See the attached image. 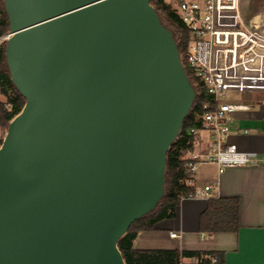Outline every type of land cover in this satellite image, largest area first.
I'll return each instance as SVG.
<instances>
[{"label":"water","instance_id":"water-1","mask_svg":"<svg viewBox=\"0 0 264 264\" xmlns=\"http://www.w3.org/2000/svg\"><path fill=\"white\" fill-rule=\"evenodd\" d=\"M152 0H3L24 97L0 146V264H126L196 89Z\"/></svg>","mask_w":264,"mask_h":264},{"label":"built area","instance_id":"built-area-1","mask_svg":"<svg viewBox=\"0 0 264 264\" xmlns=\"http://www.w3.org/2000/svg\"><path fill=\"white\" fill-rule=\"evenodd\" d=\"M168 2L173 3L177 15L189 32L184 59L195 79L193 86L200 88L207 97L203 104L201 128L190 130L196 134V140L201 137L210 142L206 149H199L195 148V140L193 149L187 154L185 183L193 186V175L199 165H214L218 172L222 173L228 167L260 162L258 152L243 150L233 140L237 115L251 111L252 104L246 101H231L228 94L233 90L240 91L243 83L246 88L249 86V82L244 80V75L252 79L250 83L257 78L254 73L258 65L253 67L252 63L259 59L261 65L264 62V21L244 12L242 0ZM9 36V32L0 34V45L6 43ZM260 73L258 72V75ZM0 104L3 109L13 111V105L5 98ZM6 131L7 127L1 123L0 118V146ZM239 132L247 134L249 130L244 128ZM218 195L219 183L214 181L202 189H195L190 196L210 199L219 197ZM170 235L175 237L177 234L171 232ZM189 260L196 261L195 258ZM211 261L215 263L216 259Z\"/></svg>","mask_w":264,"mask_h":264},{"label":"crops","instance_id":"crops-1","mask_svg":"<svg viewBox=\"0 0 264 264\" xmlns=\"http://www.w3.org/2000/svg\"><path fill=\"white\" fill-rule=\"evenodd\" d=\"M260 60L252 63L253 67L258 65L255 76L258 72H263L264 76V62L261 65ZM262 102H249L252 104V110L239 113L233 129V140L243 150L258 152L260 162L228 167L222 173H219L214 165L202 164L197 167L193 175L194 189H202L218 181L219 197L239 198V230L201 232L199 218L207 206L208 199L188 196L182 198L174 219L160 220L153 230L140 231L133 240L135 249L222 251L224 264H264V104ZM259 104L261 106L258 107ZM244 128L248 129L249 133L239 132ZM209 144L210 142L198 137L195 148L206 149ZM205 165L207 167H202ZM171 232L177 235L172 237ZM190 262L189 259L184 260L185 264Z\"/></svg>","mask_w":264,"mask_h":264},{"label":"trees","instance_id":"trees-1","mask_svg":"<svg viewBox=\"0 0 264 264\" xmlns=\"http://www.w3.org/2000/svg\"><path fill=\"white\" fill-rule=\"evenodd\" d=\"M162 23L173 32L182 62L192 83L195 82L190 69L184 59L187 49L189 32L177 15L173 3L166 0H152ZM9 32V20L5 11L3 0H0V34ZM6 43L0 45V85L2 94L7 102L13 105V111L1 107V123L8 127L12 116L19 113L24 106L25 99L14 86L5 56ZM196 98L184 119L182 129L172 143L167 153L165 192L156 207L145 216L136 220L130 226L126 235L118 241V246L126 264H185L184 260L195 258L196 261L188 264H224L222 251H192L180 249H135L133 240L140 231L153 230L157 222L163 219H174L176 209L182 198L194 193V187L185 183V165L187 154L194 147L196 134L191 133L192 128L202 126L201 115L203 104L207 101L204 92L195 86ZM240 227V200L238 197H215L207 201L205 210L199 218V230L206 233L237 232ZM215 258L216 262L212 263Z\"/></svg>","mask_w":264,"mask_h":264},{"label":"rangeland","instance_id":"rangeland-1","mask_svg":"<svg viewBox=\"0 0 264 264\" xmlns=\"http://www.w3.org/2000/svg\"><path fill=\"white\" fill-rule=\"evenodd\" d=\"M242 8L243 11L247 12L250 16H255V19L264 21V0H242ZM262 73L257 75V78L253 81V83L251 82L252 84L250 83L252 79H249L246 75H244V80L247 83L249 82L248 85L251 89H249V86L246 88V84L243 83L240 86V91L233 90L228 94V99L231 101H247L251 103L264 101V76ZM4 98V95L0 93V101H3ZM259 106H261V104H259L258 107ZM202 167L207 166L205 165Z\"/></svg>","mask_w":264,"mask_h":264}]
</instances>
